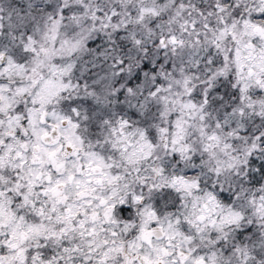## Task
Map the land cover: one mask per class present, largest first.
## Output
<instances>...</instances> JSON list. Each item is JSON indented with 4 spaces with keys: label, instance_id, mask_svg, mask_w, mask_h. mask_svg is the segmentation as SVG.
Here are the masks:
<instances>
[{
    "label": "snow or ice",
    "instance_id": "snow-or-ice-1",
    "mask_svg": "<svg viewBox=\"0 0 264 264\" xmlns=\"http://www.w3.org/2000/svg\"><path fill=\"white\" fill-rule=\"evenodd\" d=\"M0 264H264V0H0Z\"/></svg>",
    "mask_w": 264,
    "mask_h": 264
}]
</instances>
